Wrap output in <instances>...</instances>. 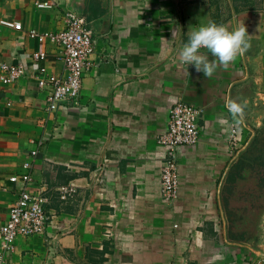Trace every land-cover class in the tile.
Segmentation results:
<instances>
[{
	"label": "crops",
	"instance_id": "obj_1",
	"mask_svg": "<svg viewBox=\"0 0 264 264\" xmlns=\"http://www.w3.org/2000/svg\"><path fill=\"white\" fill-rule=\"evenodd\" d=\"M44 1L0 0V21L23 25L0 23V76L5 63L61 75L54 43L45 45V61L30 60L43 48L30 32L62 30L67 11L85 19L97 65L79 103L53 113L49 89L32 78L10 86L0 79V230L26 186L10 179L24 174L27 162L29 190L47 191L51 217L43 233L17 239L8 264H264V213L257 238L237 228L231 238L224 203L237 154L264 125V0H56L55 8L39 9ZM212 22L229 30L245 25L250 47L206 78L180 52L190 30ZM179 99L205 115L199 144L179 149L180 195L169 205L157 139ZM233 101L244 106L239 124L228 111ZM234 124L241 131L237 154L228 141ZM103 165L108 175L100 184ZM68 184L77 194L64 202L57 189Z\"/></svg>",
	"mask_w": 264,
	"mask_h": 264
},
{
	"label": "built area",
	"instance_id": "obj_2",
	"mask_svg": "<svg viewBox=\"0 0 264 264\" xmlns=\"http://www.w3.org/2000/svg\"><path fill=\"white\" fill-rule=\"evenodd\" d=\"M58 5L56 0H46L37 3L39 9H53ZM1 25L22 29L20 22L1 20ZM30 37L37 40L41 47L30 59L33 63H40L47 59V51L44 49L48 43L56 44L62 53L64 64L61 75L51 74L45 67L36 73L28 71L27 64L17 65L3 64L1 66V82L5 86L13 85L25 77L32 78L40 89H49L48 106L49 113L59 109L61 104L73 102L78 104L84 85L85 76L90 73L97 64L92 57L96 51V42L86 28V21L73 11L65 13V27L57 32L31 31ZM10 106L11 103H8ZM205 115L204 109L190 104L182 99L175 101L169 112L167 130L158 139V145L164 149L162 158V194L167 204L174 205L180 195V171L179 149L182 147L196 146L202 136L199 121ZM241 131L237 125H232L228 135L229 148L235 154L241 150ZM38 145H44L40 139ZM39 149L32 152V156L38 155ZM32 164L24 165L26 172L21 176L11 177V182L22 181L25 189L19 195L18 200L11 206L6 224L0 230V264H8V257L15 249V243L20 237L39 235L47 229L51 217L47 212L50 197L47 191L34 193L29 187L34 183L31 175ZM96 181L103 184L107 180L108 169L103 165L98 170ZM60 200L66 202L74 199L77 188L68 184L57 189Z\"/></svg>",
	"mask_w": 264,
	"mask_h": 264
},
{
	"label": "clouds",
	"instance_id": "obj_3",
	"mask_svg": "<svg viewBox=\"0 0 264 264\" xmlns=\"http://www.w3.org/2000/svg\"><path fill=\"white\" fill-rule=\"evenodd\" d=\"M172 35L174 37L175 33ZM250 37L245 25L233 30L215 22L201 25L188 32V39L183 45L180 57L185 64L194 66L196 72L211 78L218 66L227 68L239 54L250 47ZM202 49H206L215 59L209 60L202 54ZM243 108L242 104L235 101L228 105V111L236 124L240 123Z\"/></svg>",
	"mask_w": 264,
	"mask_h": 264
},
{
	"label": "rangeland",
	"instance_id": "obj_4",
	"mask_svg": "<svg viewBox=\"0 0 264 264\" xmlns=\"http://www.w3.org/2000/svg\"><path fill=\"white\" fill-rule=\"evenodd\" d=\"M249 148L251 150L244 155ZM237 155L234 163L244 155L243 160L252 163L254 169L246 165L241 173L238 186L230 197V209L236 213L238 235L255 239L264 213V183L259 182L261 174L258 170L264 162V125L254 133L246 149ZM252 206L258 207L256 212L251 211Z\"/></svg>",
	"mask_w": 264,
	"mask_h": 264
},
{
	"label": "trees",
	"instance_id": "obj_5",
	"mask_svg": "<svg viewBox=\"0 0 264 264\" xmlns=\"http://www.w3.org/2000/svg\"><path fill=\"white\" fill-rule=\"evenodd\" d=\"M251 147H252V145L250 146V148ZM250 148L244 153V155L248 154V152L251 150ZM244 155L239 160H237V162H235L233 164V166L231 167V170L228 174V177L226 179L224 203H225V210H226L225 212H226L228 221L230 223L229 232H230L231 238H232V233L237 228V226H236V213L234 210L230 209V197L232 196V194L236 190V188L238 186V180L241 178V173L245 169L246 165L251 167V168H253V166H254L252 163H250V162L248 163V162L243 160ZM259 167H261L258 169L260 174H261L260 178H259V182L264 183V162L261 165H259ZM257 208H258L257 206H252L251 211L256 212ZM233 217L235 219H233Z\"/></svg>",
	"mask_w": 264,
	"mask_h": 264
}]
</instances>
